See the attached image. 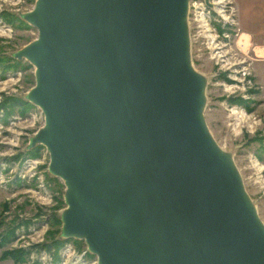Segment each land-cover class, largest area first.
<instances>
[{
    "label": "water",
    "instance_id": "water-1",
    "mask_svg": "<svg viewBox=\"0 0 264 264\" xmlns=\"http://www.w3.org/2000/svg\"><path fill=\"white\" fill-rule=\"evenodd\" d=\"M189 0H34L26 100L64 185L62 239L96 264H264V226L203 119Z\"/></svg>",
    "mask_w": 264,
    "mask_h": 264
},
{
    "label": "rangeland",
    "instance_id": "rangeland-1",
    "mask_svg": "<svg viewBox=\"0 0 264 264\" xmlns=\"http://www.w3.org/2000/svg\"><path fill=\"white\" fill-rule=\"evenodd\" d=\"M238 2L251 17L256 2ZM33 3L0 0V264H96L82 240L61 238L64 185L45 148H27L43 115L26 100L33 67L11 55L36 36L20 17ZM185 22L191 65L205 80V125L264 226V79L252 66L262 56L238 29L235 0H189Z\"/></svg>",
    "mask_w": 264,
    "mask_h": 264
},
{
    "label": "crops",
    "instance_id": "crops-1",
    "mask_svg": "<svg viewBox=\"0 0 264 264\" xmlns=\"http://www.w3.org/2000/svg\"><path fill=\"white\" fill-rule=\"evenodd\" d=\"M235 1L238 29L245 35V37H242L252 42L251 49L253 53L255 52L257 57L262 56L260 59H255L253 61L254 64H252L256 75L261 77L262 80L264 79V0H251L256 2L251 17L246 15V12L240 7L238 0Z\"/></svg>",
    "mask_w": 264,
    "mask_h": 264
},
{
    "label": "trees",
    "instance_id": "trees-1",
    "mask_svg": "<svg viewBox=\"0 0 264 264\" xmlns=\"http://www.w3.org/2000/svg\"><path fill=\"white\" fill-rule=\"evenodd\" d=\"M229 101H230V103H232V104H241V102H240V99H239V98H235V99L233 98V99H230ZM56 222H57V221H56ZM7 254H8V253H7ZM7 254H5V255H3V254H2L3 256L1 255V258H4V257H6V256H7Z\"/></svg>",
    "mask_w": 264,
    "mask_h": 264
},
{
    "label": "bare ground",
    "instance_id": "bare-ground-1",
    "mask_svg": "<svg viewBox=\"0 0 264 264\" xmlns=\"http://www.w3.org/2000/svg\"><path fill=\"white\" fill-rule=\"evenodd\" d=\"M205 1H207L208 2V0H205ZM220 1H218V2H213V4H217V3H219Z\"/></svg>",
    "mask_w": 264,
    "mask_h": 264
}]
</instances>
